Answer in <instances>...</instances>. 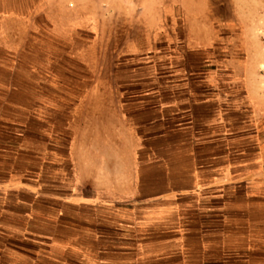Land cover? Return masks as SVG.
<instances>
[{
	"label": "crops",
	"instance_id": "crops-1",
	"mask_svg": "<svg viewBox=\"0 0 264 264\" xmlns=\"http://www.w3.org/2000/svg\"><path fill=\"white\" fill-rule=\"evenodd\" d=\"M60 1L0 0V264H264L258 69L194 37L91 98L89 36L36 53Z\"/></svg>",
	"mask_w": 264,
	"mask_h": 264
},
{
	"label": "rangeland",
	"instance_id": "rangeland-1",
	"mask_svg": "<svg viewBox=\"0 0 264 264\" xmlns=\"http://www.w3.org/2000/svg\"><path fill=\"white\" fill-rule=\"evenodd\" d=\"M67 2L68 9L60 1L56 4L57 11L52 13L59 23H66L56 30L67 42L59 43L39 29L31 32L34 37L32 40L35 41L36 53L43 48L45 57L50 58V50L55 47L63 51L71 49V42H68L70 36H89V49L77 43L72 45L73 50L85 52L90 58L93 64L90 76L92 85L98 88L106 85V91L96 90L92 92L91 98H121L123 92H115L110 84L125 83L131 77V61L128 58L133 51L139 50L141 54V51L154 46L156 50L164 49L175 55L187 50V42L192 43L190 40L194 37L199 43L210 44L209 50L215 54L210 59L218 58L217 68L225 69L228 58L233 57L246 67L247 76L258 69V76L264 77V0ZM74 23L89 25V35L86 28L74 31ZM59 64V67H64L62 60H59ZM134 66L138 71L139 68H145L138 61L133 63Z\"/></svg>",
	"mask_w": 264,
	"mask_h": 264
}]
</instances>
